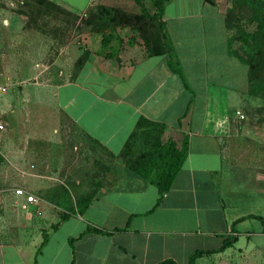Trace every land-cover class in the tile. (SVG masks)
Instances as JSON below:
<instances>
[{"label":"crops","instance_id":"1","mask_svg":"<svg viewBox=\"0 0 264 264\" xmlns=\"http://www.w3.org/2000/svg\"><path fill=\"white\" fill-rule=\"evenodd\" d=\"M46 1L72 18L52 21L68 31L46 68H65L20 89L32 118L0 152V264H260L264 217L249 206L264 194V157L235 114L246 68L215 2L167 0L154 19L152 0ZM35 36L27 58H46L58 36ZM158 38L166 50L152 54ZM141 119L185 142L162 193L119 158Z\"/></svg>","mask_w":264,"mask_h":264},{"label":"rangeland","instance_id":"2","mask_svg":"<svg viewBox=\"0 0 264 264\" xmlns=\"http://www.w3.org/2000/svg\"><path fill=\"white\" fill-rule=\"evenodd\" d=\"M213 1L226 21L230 44L235 54L248 67L249 79L247 76L243 98L245 103L235 114L248 128L246 138L255 145L254 153L257 157H264V88L250 92L253 84L264 81V31L256 34V21L253 20L254 17L260 20L264 18V0H258L261 4L254 12L241 0ZM54 20L65 21L68 26V21H72V18L58 13L52 3L46 0H0V85L3 86V93L0 94V122L5 127L0 133V152L9 141L15 143L19 139L21 142L23 127H27V120L32 118L26 116L28 104L21 96V87L37 83L48 87L62 78L60 70L65 68L63 60L50 69L46 68L48 64L53 63V58L60 54L59 50L66 44L64 40L67 38L68 28L65 25L60 27L52 24ZM29 33H33L32 36H29ZM37 33L58 36L59 41L48 44L49 52L46 58L37 57L30 60L23 49L24 44L35 42ZM67 56L68 50L61 52V57ZM24 69H28L26 76L22 75ZM43 72L45 74H41ZM31 94L35 96V93ZM13 104L14 107L11 108ZM158 132L151 123L140 124L119 156L126 169L128 162H138L139 155L151 148L152 141L160 140L161 135ZM5 187V182L0 178V191H4ZM251 202L249 206L247 200L246 205L264 217V194L253 195ZM237 208L239 209V206ZM245 224L249 230L256 231L261 228L260 222L253 218L248 219ZM255 239L262 238L255 236ZM259 259L260 264H264V248Z\"/></svg>","mask_w":264,"mask_h":264},{"label":"trees","instance_id":"3","mask_svg":"<svg viewBox=\"0 0 264 264\" xmlns=\"http://www.w3.org/2000/svg\"><path fill=\"white\" fill-rule=\"evenodd\" d=\"M165 1L167 0H152V4L155 7V12L152 14V18L157 19L160 16L163 3ZM241 1H243L245 4L250 6L253 12L255 10L257 11V9L261 4V2H259L258 0H241ZM253 15L257 16L256 14ZM127 18L136 19V17L133 16L130 17L127 16ZM253 20L256 21V26H257L256 34L264 31V18L260 20L257 17H254ZM224 22L226 25L225 20ZM165 50L166 48L162 44L161 38H158L157 40L156 39L152 40V54H161ZM239 60L245 65L246 68V85H247L248 67L242 59L239 58ZM262 88H264V81L253 84L250 88V92L254 93ZM141 123H151L152 127L154 129H157L159 131L158 133L161 135L162 133L161 125L141 119L137 122L136 129L140 127ZM133 134L134 132H132L124 142L122 151L126 149V146H128V142L130 141ZM184 146H185V142L181 143L179 148H176L171 141L161 142L159 139H156L155 142L152 141L150 149L143 151L139 155L138 157L139 160L137 159L138 160L137 163L135 161H133L132 163L128 162V170H130L131 172L135 173L136 175H139L143 179L155 185L158 190V193H162L163 191H166L168 189L174 174L179 168V165L184 157V152H185ZM229 243L230 241L228 240L223 241L219 249L224 248ZM165 262L166 261H161L160 263L157 264H165Z\"/></svg>","mask_w":264,"mask_h":264},{"label":"built area","instance_id":"4","mask_svg":"<svg viewBox=\"0 0 264 264\" xmlns=\"http://www.w3.org/2000/svg\"><path fill=\"white\" fill-rule=\"evenodd\" d=\"M1 93H3V86H2V85H0V94H1ZM236 113H238V112H236ZM3 130H4V125H3L2 122H0V133H1ZM14 192H15L16 194H19V195H25V200H26V202H33V201H35V198H34L31 194L26 193V192H25L23 189H21V188H17V189H15ZM22 207H23V205H22Z\"/></svg>","mask_w":264,"mask_h":264}]
</instances>
